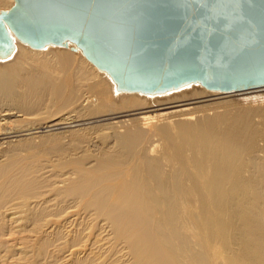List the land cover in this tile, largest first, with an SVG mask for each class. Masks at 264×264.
I'll return each instance as SVG.
<instances>
[{
    "label": "bare ground",
    "instance_id": "bare-ground-1",
    "mask_svg": "<svg viewBox=\"0 0 264 264\" xmlns=\"http://www.w3.org/2000/svg\"><path fill=\"white\" fill-rule=\"evenodd\" d=\"M9 33L0 264H264V87L124 90Z\"/></svg>",
    "mask_w": 264,
    "mask_h": 264
},
{
    "label": "water",
    "instance_id": "water-1",
    "mask_svg": "<svg viewBox=\"0 0 264 264\" xmlns=\"http://www.w3.org/2000/svg\"><path fill=\"white\" fill-rule=\"evenodd\" d=\"M73 41L118 88L264 87V0H14L0 11V55Z\"/></svg>",
    "mask_w": 264,
    "mask_h": 264
},
{
    "label": "rangeland",
    "instance_id": "rangeland-1",
    "mask_svg": "<svg viewBox=\"0 0 264 264\" xmlns=\"http://www.w3.org/2000/svg\"><path fill=\"white\" fill-rule=\"evenodd\" d=\"M264 91V90H263ZM238 97V96H237ZM237 97H234V98H237ZM262 141H264V136H263V138H262ZM262 144H263V142H262Z\"/></svg>",
    "mask_w": 264,
    "mask_h": 264
}]
</instances>
